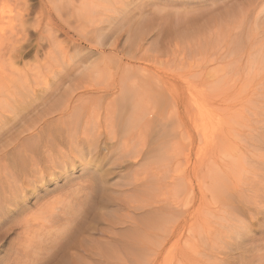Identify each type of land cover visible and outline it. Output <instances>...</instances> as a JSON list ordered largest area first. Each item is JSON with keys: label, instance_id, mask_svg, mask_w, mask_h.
Listing matches in <instances>:
<instances>
[{"label": "rangeland", "instance_id": "1", "mask_svg": "<svg viewBox=\"0 0 264 264\" xmlns=\"http://www.w3.org/2000/svg\"><path fill=\"white\" fill-rule=\"evenodd\" d=\"M123 3H126L127 5L121 4L120 6V4H118L116 6L118 8H122V10H124L125 6H127V9L129 7L130 10H135V13L133 14H135L136 16L131 14V16H129L130 18L136 17L137 19L140 16L146 17L145 22H148L147 25L150 27L146 26L143 32V36L149 41L148 42L149 45L146 44L145 47L142 49V52H139L137 49H135L137 48L136 43H133L131 45V43L127 42L131 46H129L126 43V38H127L126 35L128 31L127 27L122 29V31L121 30L117 31L114 29L111 30V26H110L109 28L110 30L104 33H106L110 38L118 37L117 43H115L117 47V53L111 52L110 50H112L113 48L110 46L104 47L103 49L106 52V60L103 61L104 63H101L105 65V67L110 68L109 69L110 74L109 73L108 74L111 77L110 76L107 77L108 83L110 84L125 83L124 85H127L128 83L131 84L134 80L136 82H138L139 80L141 86H144L145 88V86H147L146 84L152 83L151 84L152 86L154 84L157 85L159 79L160 81L162 79L164 80L171 79V81L174 84V95L180 94L183 89L184 90L183 92L188 91L186 92V95H189L190 98L193 99V97L194 98L196 97L195 99H193L194 101L196 100V102L199 101L198 103H203L204 101L209 100V98L215 96V95L212 96L210 90V88H213L212 86L209 88L207 87L206 89L203 87H198L199 85L201 86V84H199L200 83L199 81L198 82L196 81L195 82L196 84L194 83L192 86L193 88H191L175 82L176 81L175 78L177 77L178 74L183 72L184 73L188 72L190 71L189 70L190 68L192 69V67L194 68L193 72L194 71L198 72L203 68L204 64L206 63L207 61L206 58H204L206 60L205 61L200 54L202 50L201 51L197 50L198 52L195 51L196 53H194L192 50L195 48L197 49L198 47H195L193 49L190 48L192 45H194L193 40H196L195 37L202 36L200 35V32L201 33L203 32L202 34L204 33L215 34L217 33V31L224 32V36L225 37L227 36V39L230 42V44L229 42L225 43V41H227L226 39L223 41L224 44H222V43H216V41L211 40L212 44L210 45L212 46V48H214L213 47L214 45L216 49L219 48V46H221L222 49L221 48L219 49L220 51L218 52L219 56L218 55L217 56L218 58L220 57V59L222 57L221 60H223V63H221L222 61L220 62L219 60L217 61L218 58H216V61L215 60L213 61L214 58L212 59L210 58V61H212L213 64L209 61L208 65H205L204 66L205 68H203V69L206 68L207 69L206 70L202 69L203 71L201 70L199 73L204 74V72L206 71V73L211 75L212 78H210V80H212V83H215L216 78L218 79V77L220 76L221 77L224 76L225 78L228 79L229 78L235 79L236 76H234L233 74L235 73L236 69L242 64L245 65L246 61L249 59L248 57H250L251 54L253 53V50L250 51L249 49L254 48V51L255 49L256 50L259 49L261 52H264V48L262 47L264 44V39H263L264 10H262L264 5V0H130V1L124 0ZM141 3H143V5L140 6ZM89 4L90 3L88 4L84 3L83 0H0V39H1L0 91L2 90L0 92V117L3 116V119L5 117H8V119L9 118L12 119L14 118L13 116H15L14 120L12 121L10 120L11 123L8 124L6 127L3 125V121L0 120V126H1L0 128H2L0 130L1 132L0 146H5V145L7 146L9 142L11 141L14 142L3 151L0 148V202H3L5 205L9 206V210L4 214V217L0 218V264H121L117 262L119 260L112 259L113 260L112 261L111 259L110 260L106 259V256L105 258L103 257V254L109 251L108 248L115 247V245L116 247L118 246L119 248H121V252H123V250L124 251L126 250L125 252H128L129 250L131 251L133 246L137 247L135 243L131 242V240L129 241V238L132 233L130 232L131 234L130 233L124 234V232L122 231L123 229L121 230L120 228H124L127 225L131 226V224L133 225V227L136 226L134 228L141 227L142 224L144 225V227H146L148 222L149 225L151 221L154 220V218L156 219V217L154 216L155 212H156L155 214H159L162 212L164 213V211H165V215L169 214L168 215L169 218H167L166 220L169 221L170 225L172 224V222L174 223V226H172L173 224L171 225V228L173 227L174 230V235L172 233H171L172 235L171 234L168 235V236L171 235V237L174 236L172 237V239L173 238L174 239L172 240L171 237L168 236L166 237L168 240L170 239L168 243L165 244L166 247H168V249L167 248L164 249L162 251V254L164 253L165 250L171 249L172 251L171 250H169V252L165 251L167 258L166 255L164 254L161 255L162 259L160 257L159 258L160 262L158 261L157 264H161V263L197 264L196 262H198V264H207V263L208 264H242L243 263L242 261L247 262L244 264H249L248 261H250V264L264 263V215L254 214L255 212L254 213L248 212L247 208L244 207L245 205L241 206L242 204H239V201L237 199L233 200L232 198H230L231 196L229 198L234 202L231 201L230 199L227 200L225 196H221V194L223 195L224 191L221 188L223 187V185L221 184L222 186H220V181H219L220 179H218L219 183L217 185L215 184L217 183L216 182L217 178H213V176L209 177V175H214V177H218V176L221 177L223 175L222 177H224V174L218 172V170L216 172L214 170L211 174H207L205 177L203 171L201 170L202 167L200 168V166H198L199 171L200 172L202 171L203 173L201 175V173L198 172L197 166L196 168H193V171L194 170L195 171L192 172L191 171L192 167L185 166L188 170L190 169L189 171L187 169L185 170V168L182 169L184 165L179 164L176 161L178 160L177 158L180 155L178 151L182 152L180 147L182 145L183 139L180 136L181 129L179 127L180 125L178 124L179 122L177 123L178 116L176 115L177 110L175 108H174V110H176L175 116L177 117L175 118L174 116L173 144L170 139L173 137V135H171L172 128L171 126L167 125L170 123L169 120L167 119L168 118L167 114L169 115L170 111L169 109H166L167 107L164 104H163L164 107H162V105L157 106V108L161 109L160 111L159 109H157V113L159 112L157 115L158 117H156V119L159 120L158 123L157 121H155L156 119L154 120L152 119V122L154 121L155 125L151 124L150 127L147 126L148 129L149 128L151 129L149 130L147 129L148 131L143 133L142 137L137 138L136 135L132 134V132L136 131V129L133 130L132 132H126L128 136H124L123 133L119 132L120 127L118 128V122L120 120L117 119L115 121L114 120L108 121L106 120L105 117L106 114L105 108H107L108 111V108L112 107L108 105L112 104L111 97L114 98V96L109 95L108 98L106 97L102 99V101L101 100L96 101L97 95L100 96V94H97L96 92L93 91L95 90L96 86L98 87L96 88V90L102 89L99 88V86L96 84H95L96 86L94 85L95 87L91 85L94 89L91 88L90 85L86 86L89 87L88 88L89 92L87 91V88L80 89L79 91H77L79 93L70 90L73 89L75 86H77L79 79L78 77H80V75H78L80 74V71L79 69H77L78 68L77 66L80 65L79 67H81V63H78L81 62L80 59L81 56H79V53H81V55H84V53L87 52L86 50L87 48L92 49V47L94 46H91L90 44L92 42L91 40L97 39L98 34L103 33L100 31L96 32V27L93 25V21L101 19L107 15V13L106 15L103 14L104 13L103 8H106V4H104L105 6L104 5L102 6V4H98V3L97 4L95 3L93 5L91 3L92 6ZM192 5L193 8H191ZM127 9L125 7V12ZM159 10L162 11L159 12ZM192 10L193 13H191ZM194 11H196L195 14ZM141 13L142 15H140ZM145 13L147 14V16ZM185 13L186 15H189L188 18H191L192 16L193 20L196 22L192 25L188 24V26L187 24L176 25L175 23L176 20L174 21V19H176V14L178 17L180 15H185ZM109 14L110 13H108V15ZM168 14L169 16L172 15L171 17H173L171 18V20L173 19L172 22H170L172 23V27L169 26L170 24L169 21L167 23L166 19L164 18ZM195 15L198 17L197 19ZM161 18L165 19L166 22H164ZM221 21L223 27L222 24H220L221 25V26L219 25L220 30H218L217 29L218 24L221 23ZM229 24L232 25L227 26ZM204 25H206L207 28ZM92 26H94L95 29ZM212 26L215 28H213ZM224 27H231L233 28V30L231 28H229L228 30L225 28L226 30L223 29V31H221L222 28ZM96 33L98 34L95 35ZM225 33L233 35V37H229L230 35L229 36L227 34L225 35ZM237 33L239 37L237 35L234 38V36ZM192 37L194 39H192ZM218 39L220 42V38ZM233 40L236 42V44ZM184 43L186 44L184 45ZM190 43H192V45H190ZM198 43L199 42H196L195 44ZM240 43L241 46L237 45ZM207 44H204L203 46H207V47L210 46L209 44L208 45ZM236 45L240 47H236ZM95 47L98 48V46ZM227 47H232V48L226 49ZM235 47L237 48L236 54L234 53ZM259 47H262L263 49ZM131 49L136 51L134 55L135 57L138 55L136 58L133 57L134 58L133 61H130L129 55L127 53L128 51L130 52ZM231 49H233L232 50V52L234 53L233 57H232V52H230ZM134 51H132L133 54ZM226 51L229 54V56L231 55V58L229 57L230 59L229 58L225 59L226 58L225 56L228 55L227 53H225ZM123 52L124 54L126 53L125 56L123 55ZM186 52H188L189 56L185 54ZM198 53L200 54V56L198 55ZM192 54L194 55V57L196 56L194 59L193 56H191ZM95 57L96 59L98 58V56ZM196 58H199L197 63L196 61H194L196 60ZM200 58H202L203 60L202 59L200 60ZM188 59H189V63H188ZM190 60L193 62H191ZM201 61H205V62H202L203 64L201 65L200 63ZM130 62H133V64L131 65V68H129L128 70L127 64H129ZM214 62L217 63L215 64ZM190 65L192 67H190ZM195 65L196 67L198 66L197 69L196 67H194ZM144 67H149L150 69H152V73L148 74V76L147 73L145 74L142 73L140 69ZM198 68L200 70H198ZM217 72L219 73V75ZM199 73L197 74L199 75ZM230 74L233 76H230ZM106 76H104L105 79ZM132 77L134 78L133 80ZM128 78H130L131 81ZM145 78L148 80L147 82ZM74 80L75 82L77 81L76 82L77 84L74 82ZM69 82L72 83L73 88L70 87L71 85ZM136 82L133 83L136 84ZM141 82L142 83L146 82V84L144 83L143 85ZM97 84H100V82H98ZM100 85H101L100 87H102L104 84L103 85L100 84ZM152 90L155 89L153 88ZM216 90L217 88L215 89V91ZM67 91H70L71 95L73 93L74 96L78 94L81 95L79 97V100H75L74 102L77 105H79L81 101H84V103L81 102L82 105L81 104L79 105L80 108L82 106V110H84L80 113L81 117L83 116L82 120L83 121L86 120V117L90 116V114L93 113H95V115L98 114L97 116L100 117H97L98 120L95 121V123H99L98 127L100 128L96 127L97 130H95L94 127L92 129L93 125H91L90 126L91 132L97 135L96 136L94 135L92 137L91 134L86 137L83 134V130L82 132L79 131V129L81 130L85 128V126L82 125V123L84 124L85 122L84 121L80 124V128H77V130L74 132L76 133L75 135L77 136L79 134V137L76 136V138H74V140L76 139L75 141L73 140L72 142H69L70 141L69 139L67 140L66 138L57 136L56 144L53 143V145H47L48 144L47 142L49 140L48 137L53 131L52 124L55 123L53 124V126L55 125L57 126L58 123V126H60L59 121H57V119L60 117V112L58 114V111L59 110L61 111V109L59 108V104L64 102L66 98L70 99L71 97L70 92H68L69 95L68 93L66 95ZM86 91L89 93L87 96L83 95L84 93H86ZM204 91L206 93H204ZM212 91H214V88L212 89ZM190 92L193 93L191 94ZM214 92L213 94H216ZM65 95L66 98L63 99L62 101L61 99ZM165 95L166 97L169 96L167 92L165 93ZM83 96H86L85 99L82 98ZM260 99L261 98H259V100ZM94 100L96 101V103ZM262 101L264 104V98H262ZM55 104H57V108H59L58 110L57 108H55L57 112L53 109L55 107ZM239 107L240 106L235 107V109H238V111H236L237 113H235L237 115L234 116V118L236 119L240 118L242 115L240 113L241 114L239 115L240 117L238 116L239 109L241 108ZM61 108L62 110L64 109L62 106ZM77 108L78 107H76L75 109ZM11 109L17 110V114L20 115L19 116L17 115L18 116L17 117L16 113L12 112L13 110ZM70 111L72 112V109ZM88 112L90 113L86 115V113ZM216 112L218 111H215L214 113ZM40 116H44V117L46 116V118L43 117L44 119H42V117ZM37 119L38 121L40 120V122L37 121V123H39L40 125L34 122V120L36 121ZM213 119H215V121H213V124H211L210 126H212L214 130H218L216 128H220L224 125L222 124L223 120H224L223 123L225 122L226 124L227 122L226 118H224L223 120L222 119L219 120L217 118H213ZM236 119L233 120L232 118L233 121H231V123H233L234 121L236 122ZM32 122L36 124V128L38 129L37 133L39 134L37 136L39 137V140L37 141L42 143L44 142L43 145L47 141L45 144L46 146L45 148H41L38 152L33 154L35 159H37L36 161L38 164L35 172L31 171V168H26L27 170H23V169L21 170L16 163L18 161V158L17 157L15 158V155L17 156V154L12 155V152L11 154L9 153L15 146L19 145L23 141L21 136L18 138L17 141H13L12 139L13 136H15L14 134H16L19 130H21L23 125L25 124L30 125V123L33 124ZM46 123L48 127L46 126ZM156 123L157 125L159 124L158 127L163 130L158 129ZM48 124H51V126L49 127ZM105 124L106 125L109 124V127L106 126ZM164 125L167 126L170 130L167 127H164ZM206 126L209 125L206 124ZM137 129L138 130L136 133L141 132L139 128ZM157 129H158V134H157ZM110 130L112 133L116 135L114 134L109 135ZM168 134H170L171 137L166 138L165 136ZM111 136L112 137L116 136V138L114 137L112 140ZM159 136L161 137L164 136L162 137L163 139L161 138L162 141L165 138L166 139L164 142L159 141L158 145L161 142L163 149L165 146L166 147L168 146L167 147L168 149L166 148L165 151L161 150L160 153L158 154L155 153L156 143H154V140L157 137L159 138ZM93 138L96 139L95 141L96 145L94 146V148L93 146H89L88 144L84 143L87 142L88 139H93ZM117 138L120 139L125 138V140H123L124 141L123 143L127 144V146H130L129 149H131L132 147L131 139L133 138L134 140H137V142L139 141L142 143L138 144L139 148L137 147L138 149H135L136 152H133V154H130L126 157L125 156L123 157L121 152L114 150L116 148L115 140L117 141L118 140ZM143 138H145L146 140ZM63 139L64 142L65 140L67 141V143L65 142L66 144L62 143ZM142 139L143 141H141ZM167 141H170L168 142L169 144L167 143ZM165 143H167V145ZM207 143L206 144H204L203 142L199 143L198 140L197 143L195 144V148L206 149L207 147L210 148V146H214L213 142L212 143L207 142ZM71 144L78 146V150L75 151L72 148ZM86 145H88L87 147L89 148L85 147ZM79 147L82 148V151ZM171 147L172 149H170ZM86 148L88 149V151L86 150L87 151L86 155H84L83 151H85ZM77 151L78 152L80 151L79 153H83L84 157L83 156L81 157L82 154L80 156L76 155ZM61 153H63L64 155H62ZM227 153H229V151ZM120 155L122 156L121 157L122 159L118 160ZM173 158L175 159L174 161L172 160ZM180 158H182V156ZM170 161L171 163L172 162L173 163L171 164ZM84 164H88V165H84ZM140 165L142 167H140ZM179 165H181L182 167H180ZM99 168L101 169L99 170ZM179 168H181V170ZM6 170L10 171L13 174V176L7 175L8 178H6L5 176L8 173ZM37 171H39L41 174ZM93 173H95L96 175L98 174L100 176L98 177L97 175V177L95 178H101V177L106 178L103 182V185L105 186L100 185L96 189V186L98 185H96L97 184L96 181L94 180V178H92L94 177ZM192 173L194 178L196 177L195 179L193 178L191 179ZM199 173L202 176L201 177L202 180L204 179L207 181L204 182V180L202 181L201 179H199L200 178ZM1 175L3 176L5 175L4 178ZM151 175L156 181L151 177ZM188 176H190L188 179H190L191 185L188 180L187 181L185 180L187 179L185 177ZM211 178L215 180H212ZM208 179H210L212 183L211 186H208L211 184ZM4 180L5 181L9 180V182L10 181L12 182L13 180V182L16 181L17 183L12 182L14 186L13 188L12 186L9 187L12 183L11 184L9 182L6 183ZM30 181L33 182L30 183L31 185L29 184ZM130 181H132L131 182L132 185ZM197 181L201 183L203 187L200 184H197L196 183ZM18 184L20 188L25 184L24 186L25 188L22 187L24 191L23 190L18 191L19 188V186H17ZM123 185L126 186L124 187ZM199 185L200 188L202 187L203 190L199 188ZM15 186L18 187L16 188L17 190L15 189ZM118 186L119 188H117ZM191 187L193 188L192 190L190 189ZM209 187H211L213 190L215 189V187H218L217 190L220 191L218 193L220 196L217 194L214 197H212L215 193V190L214 192H211L212 189ZM219 187L222 190H219L220 189ZM137 188L138 189L140 188L139 192ZM194 188L196 189V191H194L195 190ZM208 188L209 190H211L210 192L209 190L207 191ZM5 190L8 191L6 192ZM190 191H193V194L189 193ZM227 193L228 195L226 196L231 195L230 192ZM5 194L8 197L5 196ZM194 196H196L195 198L196 200H194ZM216 196L217 198L219 197H223V198H219L218 201V199L215 198ZM6 197L8 198V201L11 199L13 201L8 202L6 200L7 199ZM140 197L142 198V200L144 199L143 200L144 202L141 203L139 201L141 199ZM134 199H136V201ZM203 199L204 200L206 199L207 201L205 200L204 202ZM68 201L71 202L70 204L72 206L71 205L69 206ZM81 201H83L82 202L83 207L80 206L81 209L80 211V209H78L79 207L78 204L81 205ZM171 201L174 203H172ZM188 201L189 203L187 204ZM183 202L185 203V206L181 207L184 204ZM63 203H65V205L62 206ZM134 203L136 205H134ZM215 205L217 206L215 207ZM250 206L251 205H249V207ZM229 207H232L233 209H237V211L233 209H229V211L230 210H232L230 212L234 211L233 215L236 216L238 214L236 217L240 219L242 218L243 221L247 222V224L249 225L248 231L250 232L249 233L250 236L248 237L249 239H247L248 240L247 242L249 244L247 243L248 245L245 248H252V249L250 250V252L247 253L245 251H241V253L243 252L242 255L244 257L240 256L239 253H237L238 254L237 255L235 254L234 251L228 249V244L229 242H231L228 239L222 240L219 238L220 240L217 241L218 240V237H216L217 231H215L217 229H212L214 227L208 225L211 223L213 226L214 225L216 226V224L219 222L218 220H215L217 219L218 212L220 211L218 215H221V212L226 210V208L228 209ZM57 208L59 210L55 211ZM62 208H64L65 210ZM222 208L225 209L223 210ZM53 211H54V215H51L52 216L51 217L50 213H52ZM75 212H77L76 213L77 215H75ZM170 214L174 216L170 217ZM158 216H160V214ZM161 216L158 217L160 218V222H161ZM125 217H126L125 221H127V219H129V221L136 220L135 221L136 223L130 222L127 225L126 224L119 225L118 224L119 221L124 220ZM162 220H164V218ZM129 221L125 223H128ZM202 221L208 222V224L206 223L208 227L205 226L208 229H205L204 225H202ZM163 222L164 221H162L161 223L162 224L161 227H163L167 233L170 227L169 226H168L169 228L167 227L168 225L167 222H165L164 224ZM199 223H201V225ZM198 224L200 226H198ZM191 226H194L195 228L194 227L191 228ZM196 227L198 228L201 227L200 229L203 228L205 229V231L203 230V232L200 233L199 232L200 230H198ZM206 230L211 231V233L210 232L208 233V231ZM155 232L159 233V230ZM190 234L192 237L190 236ZM161 235H159L158 238L165 236V234H161ZM108 238L110 239L111 242L116 241L117 243L115 242L116 244L112 246L108 245L109 244ZM201 239L203 242L201 241ZM207 239H209L210 241ZM211 240L214 241V243ZM151 242L152 241L149 242L148 240V243H146L147 246L145 245L148 251L145 246H141V249L140 247L138 248L140 250L134 248L135 250L136 249L137 250L136 252H133L138 254V252L139 251L142 252L141 250L145 247L143 249V251L145 250L144 255L148 257L145 256L143 257L142 256L143 254L141 253H139L141 255V257L139 258L136 256L133 257L134 255L131 257L130 255L126 257L127 255L124 254V257L122 258L128 259L124 263L156 264L155 262H152L153 261L152 255L154 253V248L156 247H154L153 245L154 243L152 244ZM154 242H156V240ZM148 244L153 246L154 248L152 247L150 248ZM127 246L131 248L129 249V247ZM170 246L172 247L170 248ZM148 252H151V254ZM150 256H152V258ZM202 256L206 258H202ZM149 257L150 259H152V261L149 260ZM155 257L157 258V256ZM257 259L262 262L257 263L258 261ZM122 260L124 261V259Z\"/></svg>", "mask_w": 264, "mask_h": 264}, {"label": "bare ground", "instance_id": "2", "mask_svg": "<svg viewBox=\"0 0 264 264\" xmlns=\"http://www.w3.org/2000/svg\"><path fill=\"white\" fill-rule=\"evenodd\" d=\"M123 1L124 0H83V2L84 3H86V4H88V3H90L89 5H91V3H92V5L93 4H102V6L104 5V4H106V8H103V11H104V13L103 14H105L106 15V13H107V15L105 16V17H103V18H101V19H98V20H95V21H93V25L96 27V32H103V33H100V34H98V33H96L95 35H97L98 34V38L97 39H93V40H91L92 42L90 43L91 44V46H94V47H92V49H90V48H87L86 50H87V52H85L84 53V55H81V53H79V56H81L80 57V59H81V62H78V63H81V67H79V66H77L78 68L77 69H79V71H80V74H78V75H80V77H78V76H76V77H78L79 79H78V84L75 82V80H74V82L77 84V86H75L74 84V88L72 87V83H70V87H72L73 89H70V90H73L74 92L76 91V93H79V92H77V91H79L80 89H83V88H87V91L89 92V87H86L87 85H90V87L91 88H93L91 85H98L99 86V88H102V89H97L96 90V88H98L96 85V88H95V90L93 91V92H96L97 94H100V96H98L96 93V95H97V99H96V101H99V100H101L102 101V99H104V98H108L109 97V95L110 96H114V98L113 97H111L112 99H111V102H112V104H110V105H108V106H112L111 108L109 107L108 108V111H107V108H105L106 109V114H105V117H106V120H108V121H112V120H117V119H119L120 121L118 122V128L120 127V130H119V132H121V133H123V135L124 136H128V134L126 133V132H132L133 130H135L136 129V131H134V132H132V134H134V135H136L137 136V138H140V137H142L143 136V133H145L146 131H148L149 129H151V128H147V126H149L150 127V125L151 124H154L155 122L153 121L152 122V119L154 120V119H156V117H158L157 115H158V113H157V109H159V108H157V106H159V105H162V107H164V105L167 107L166 109H169V115L167 114V116H168V120H169V124H167V125H169V126H171V128H172V133H171V135H173V137L172 138H170L171 139V142H172V144L174 143V116H175V113H176V110H177V116H175V118L177 117L178 118V121H177V123L180 125L179 127H180V129H181V131H180V136L182 137V139H183V141H182V145H181V147H180V149H181V151L182 152H180V151H178V153L181 155V153H182V158H180L181 156L179 155V157L177 158L178 160H176L179 164H182V165H184V167H182L181 165H179L180 167H182V169H184L185 168V170L187 169L185 166H187V167H192V172H194L193 171V168H196V166H197V169L199 168L198 166H200V168H201V170L203 171V173H204V175H205V177H206V175L207 174H211L214 170H215V172L218 170V172H221L222 174H224V177H220V176H218V177H214V175H209V177L210 176H213V178H217V180H216V182L217 183H215V184H217L218 185V183H219V181H220V186H222L223 185V187H221L222 189H223V191L225 192V194H224V192H223V195L221 194V196H225L226 197V199L228 200V199H230V198H232L233 200L234 199H237L238 201H239V204H242L241 206H243V205H245L244 207H246L247 208V210H248V212H250V213H254V214H258V215H264V104H263V101H262V98H264V52H261L259 49L258 50H256L255 49V51H254V48H251V49H249L250 51H252L253 50V53L251 54V56L250 57H248L249 59L246 61V64L245 65H240L237 69H236V71H235V73L233 74L234 76H236V78L234 79H232V78H225L223 75V77H218V79L216 78V82L215 83H212V80H210V78H212L211 77V75H209L208 73H206V71L204 72V74H202V73H199L203 68H205L204 66L205 65H208V63H209V61H210V58L212 59V58H214L213 59V61L215 60L216 61V58H218V56H219V54H218V52H220L219 51V49L221 48V46H219V48H217L216 49V47H215V45L213 46L214 48H212V46L210 45V44H212L211 43V40H214V41H216V43H222V44H224V40H226L227 39V36L225 37L224 36V32H218L217 31V33L219 34H217V33H215L216 32V30H215V34H209V33H204V34H202L201 32H200V35H202L201 37L199 36V37H195L196 38V40H193V42H194V45H192V43H190V45H192L190 48L191 49H193V48H195V47H198L196 50L195 49H193L192 51L194 52V53H196V52H198L197 50H202L201 52H200V54H201V56H202V58L204 59V58H206V60L208 61H206L205 59V61H206V63L204 64V66H203V68L200 70L199 68H198V70H200V71H198V72H196V71H194L193 72V70H194V68L190 65V67H192V69L190 68L189 70L190 71H188V72H183V73H180V74H178L177 75V77L175 78V82H177L178 84H183V85H185L186 87H191V88H193L192 86H193V84L197 81H199L200 83L199 84H201V86L199 85L198 87H203V88H209V87H213L214 88V91H215V89L217 88V90L214 92V91H212V89L213 88H210V90H211V93H212V96L213 95H215V96H213L212 98H209V100H207V101H204L203 103H198L199 101H197L196 102V100L194 101L193 99H195L194 97H193V99L192 98H190V96L189 95H186V92H188V91H186V92H183L184 90L182 89V91H181V93L180 94H178V95H174V84H173V82L171 81V79H167V80H164V79H162L161 81H160V79L158 80L159 82V84L157 83V85H151L152 83H150V84H146V82L148 81L146 78H145V80H146V82H141L143 85H144V83L147 85V86H145V88H144V86H141V84H140V82H139V80H138V82H139V84H138V82H136L135 80L133 81L134 83L136 82V84H134L133 82V84L131 83V84H127V85H124L125 83H118V84H116V83H112V84H110V83H108V78L107 77H109L110 75V68H107V67H105V65H103V64H101V63H104L103 61L104 60H106V52L104 51V47H107V46H110V47H112L113 49L112 50H110L111 52H116L117 53V47H116V44L115 43H117V38L118 37H114V38H110L106 33H104V32H107L108 30H110L109 28H110V26H111V30H121L122 31V29H124L125 27H127L128 28V31H127V38H126V43L128 42V43H131V45L133 44V43H136L137 44V48H135V49H137L139 52H142V49L145 47V45L146 44H148L149 45V41L143 36V32H144V30H145V28H146V26H148L147 24H148V22H145L146 20H145V18L146 17H141L140 15H142V13L140 14V15H138V16H140L139 18H137L136 19V17L135 18H130L129 16H131V14L132 15H135V14H133V13H135V10H130V8L128 7V9H127V6H125L126 7V12H125V7H124V10H122V8H118L116 5H118V4H120V6H121V4H125V5H127L126 3H123ZM130 1V0H129ZM69 2V1H68ZM70 4V3H69ZM83 5V4H82ZM91 5V6H92ZM141 5H143V3H141L140 4V6ZM105 6V5H104ZM116 6V7H115ZM139 6V5H138ZM139 6V7H140ZM136 8V7H135ZM159 8V7H158ZM191 8H193V5H192V7ZM95 9V8H94ZM195 9V8H194ZM87 10V9H86ZM102 10V9H101ZM100 10V11H101ZM262 10H264V5H263V9ZM102 11V12H103ZM162 11V10H161ZM160 10H159V12H161ZM191 11V10H190ZM188 12V11H187ZM195 12L196 11H194V14H195ZM261 12H263V11H261ZM97 13V12H96ZM108 13H110L109 15H108ZM189 13V12H188ZM191 13H193V10H192V12ZM113 14V15H112ZM130 14V15H129ZM146 14V13H145ZM178 14H180V13H178ZM193 14V15H194ZM97 15V14H96ZM143 15H144V13H143ZM136 16V15H135ZM146 16H147V14H146ZM172 15H170L169 16V14L168 15H166L164 18L166 19V21H167V23H168V21H169V23L170 22H172V20H171V18H173V17H171ZM196 16V15H195ZM199 16V15H198ZM97 17V16H96ZM189 17V15H186V13H185V15H180V16H178L177 17V14H176V19H174V21L176 20V25H180V24H187V26H188V24H190V25H192V24H194L196 21H194L193 20V17L191 16V18H188ZM149 18V17H148ZM148 18H147V21H148ZM198 17L196 16V19H197ZM204 18V17H203ZM162 19V18H161ZM165 19H162L164 22H166L165 21ZM160 20V19H159ZM212 20V19H211ZM90 21H92V20H90ZM150 21V20H149ZM154 21V20H153ZM151 23V22H150ZM232 23V22H231ZM220 24H222V21H221V23H219L218 24V30H220ZM226 24V23H225ZM233 24V23H232ZM232 24H229V25H227V26H230V25H232ZM203 25V24H202ZM220 25V26H219ZM94 26H92V27H94ZM169 26L170 27H172V23H170L169 24ZM206 28H207V26L206 25H204ZM215 26V25H214ZM225 26V25H224ZM95 27H94V29H95ZM148 27H150V26H148ZM182 27V26H181ZM213 27V26H212ZM222 27H223V24H222ZM237 27V26H236ZM213 28H215V27H213ZM229 29V28H231V27H224V28H222V30L221 31H223V29ZM92 29V28H91ZM225 29V30H226ZM232 30H233V28H231ZM230 29V30H231ZM237 29V28H236ZM127 30V29H126ZM125 30V31H126ZM204 30H205V28H204ZM211 30H213V29H211ZM90 33V32H89ZM95 33V32H94ZM212 33V32H211ZM230 33V32H229ZM232 33V32H231ZM234 33H235V31H234ZM113 34H115V33H113ZM209 34V35H208ZM227 33H225V35H226ZM233 34V33H232ZM112 35V34H111ZM204 35V36H203ZM228 36L230 35V34H227ZM238 35V33L234 36V38L236 37ZM115 36V35H114ZM113 37V36H112ZM187 37H189V36H187ZM186 37V38H187ZM213 37H214V39H213ZM229 37H233V35H230ZM238 37H239V35H238ZM190 38H191V36H190ZM218 38H220V42H219V39ZM192 39H194L193 37H192ZM264 39V38H263ZM262 39V40H263ZM190 40V39H189ZM243 40V39H242ZM241 40V41H242ZM261 40V41H262ZM0 41H1V39H0ZM184 41V40H183ZM188 41V40H187ZM191 41V40H190ZM234 41V40H233ZM152 42V41H151ZM154 42V41H153ZM192 42V41H191ZM196 42H199L198 44H195ZM229 41H228V39H227V41H225V43H228ZM235 42V41H234ZM239 42V41H238ZM127 43V44H128ZM209 44L210 46H203L204 44ZM215 43V42H214ZM154 44V43H153ZM156 44V43H155ZM186 43H184V45H185ZM189 44V43H188ZM207 44V45H208ZM229 44H230V42H229ZM235 44H236V42H235ZM129 46H131L130 44H128ZM219 45V44H218ZM237 45H240L241 46V43L240 44H237ZM236 45V47H240V46H237ZM95 46H98V48H96ZM223 46H225V45H223ZM124 47V46H123ZM235 47V54H236V48ZM263 48H264V44H263V46H262ZM262 47H259V48H262ZM224 48V47H223ZM229 48H232V47H227L226 49H229ZM262 48V49H263ZM222 49V48H221ZM225 49V48H224ZM239 49V48H238ZM83 50V49H82ZM232 50L233 49H231V51L230 52H232ZM132 51H134V50H132L131 49V51L129 52H127L128 53V55H129V59H130V61H133L134 60V58H136L134 55H135V52L136 51H134V54H133V52ZM148 51V50H147ZM196 51V52H195ZM249 51V52H250ZM132 52V53H131ZM222 52H224V51H222ZM229 52V53H230ZM77 53V52H76ZM148 53V52H147ZM225 53H227V51L225 52ZM234 53L232 52V57H233V55H234ZM133 54V55H132ZM185 54H187V56H189L188 55V52H186ZM190 54V53H189ZM200 54L198 53V55L200 56ZM222 54V53H221ZM228 54V53H227ZM123 55L125 56L126 55V53L124 54V52H123ZM165 55V54H164ZM197 55V54H196ZM218 55V56H217ZM224 55V54H223ZM246 55V54H245ZM256 55V56H255ZM77 56H78V54H77ZM95 56H98V58L96 59V57ZM181 56V55H180ZM191 56H193V59L196 57H194V55L192 54ZM191 56H190V58H191ZM198 56V57H199ZM228 56V57H227ZM108 57V56H107ZM128 57V56H127ZM134 57V58H133ZM149 57V56H148ZM182 57V56H181ZM226 58L225 59H227V58H231V55L229 56V54L228 55H226L225 56ZM139 58V57H138ZM137 58V59H138ZM157 58H158V56H157ZM184 58V57H183ZM182 58V59H183ZM188 58V57H187ZM189 58V59H190ZM202 58H200V60L202 59ZM223 58H224V56H223ZM229 58V59H230ZM144 59H145V57H144ZM147 59V58H146ZM189 59H188V63H189ZM192 59V60H193ZM198 59L199 58H196V60H194V61H196V63H197V61H198ZM202 59V60H203ZM221 59H222V57H221ZM220 59V57L217 59V61L219 60V62L220 61H222L221 63H223V60H221ZM228 59V60H229ZM236 59V58H235ZM240 59V58H239ZM242 59V58H241ZM186 60V59H185ZM238 60V59H237ZM79 61V60H78ZM100 61V62H99ZM191 61V60H190ZM205 61H201L200 63H201V65L203 64L202 62H205ZM232 61H234V60H232ZM231 61V62H232ZM236 61V60H235ZM239 61V60H238ZM75 62V61H74ZM191 62H193V61H191ZM212 64H213V62L212 61H210ZM218 62V63H219ZM237 62V61H236ZM241 62V61H240ZM244 62H245V60H244ZM187 63V62H186ZM195 63V62H194ZM215 64L217 63V62H214ZM230 63V62H229ZM133 64V62H130L129 64H127L128 65V70H129V68H131V65ZM193 64V63H192ZM235 64H237V63H235ZM70 65V64H69ZM69 65H67V66H69ZM126 65V66H127ZM181 65H182V63H181ZM198 65H200V64H198ZM126 66H124V67H126ZM130 66V67H129ZM222 66V65H221ZM194 67H196V65L194 66ZM198 67V66H197ZM197 67H196V69H197ZM199 67H201V66H199ZM207 67V66H206ZM231 67V66H230ZM76 68V67H75ZM133 68V67H132ZM209 68V67H208ZM232 68V67H231ZM207 69V68H206ZM206 69H203V70H206ZM230 69V68H229ZM124 70H125V68H124ZM141 71H142V73H147V76H148V74H151L152 73V69H150L149 67H144V68H141L140 69ZM192 70V71H191ZM202 70V71H203ZM226 70V69H225ZM235 70V69H234ZM79 71H78V73H79ZM127 71V70H126ZM132 71V70H131ZM183 71H185V70H183ZM220 71V70H219ZM107 73V74H106ZM109 73V74H108ZM197 73H199V75L197 74ZM218 73V72H217ZM232 73V72H231ZM107 75V76H106ZM169 75V74H168ZM172 75V74H171ZM209 75V76H208ZM218 75H219V73H218ZM233 75H231L230 74V76H233ZM104 76H106V79L104 78ZM134 76V75H133ZM154 76V75H153ZM176 76V75H175ZM226 76V75H225ZM229 76V75H228ZM111 77V76H110ZM213 77H214V75H213ZM127 78V77H126ZM131 78V77H130ZM130 78H128V79H130ZM219 78H222V79H224V80H222V79H219ZM104 79H105V81H104ZM111 79V78H110ZM134 78L132 77V80H133ZM143 79V78H142ZM141 79V80H142ZM173 79V78H172ZM127 80V79H126ZM125 80V81H126ZM140 80V81H141ZM150 80H152V79H150ZM220 80H222V81H220ZM111 81V80H110ZM130 81H131V79H130ZM98 82H100V84H104L102 87H100L101 85L100 84H97ZM104 82V83H103ZM152 82V81H151ZM153 82H154V80H153ZM8 83V82H7ZM149 83V82H148ZM15 84V83H14ZM196 84V83H195ZM198 84V83H197ZM219 84V85H218ZM6 85V84H5ZM22 86V85H21ZM52 86V85H51ZM94 86V87H95ZM151 86V87H150ZM155 86V87H154ZM197 86V85H196ZM258 86V87H257ZM181 87V86H180ZM182 87H184V86H182ZM68 88V87H67ZM155 89L156 90V88H157V90L155 91V90H152V89ZM190 88V89H191ZM196 88V87H195ZM50 89V88H49ZM85 89H84V91H85ZM94 89V88H93ZM93 89H90V90H93ZM162 89V90H161ZM198 89V88H197ZM48 90V89H47ZM164 90V91H163ZM2 91V90H1ZM0 91V92H1ZM83 91V92H84ZM86 91V93H84L83 95H88L89 93ZM115 91H117V92H115ZM148 91V92H147ZM154 91H155V93H154ZM167 92V94L169 95V96H167L166 97V95H165V93ZM190 91H192V90H190ZM200 91H202V90H200ZM68 92H70V91H67L66 92V95H67V93ZM92 92V93H93ZM99 92H101V93H99ZM109 92H111V93H109ZM183 92V93H182ZM198 92V91H197ZM206 92H207V90H206ZM205 91H204V93H206ZM213 92L214 93H216V94H213ZM191 94L193 93V92H190ZM64 94V93H63ZM75 94V93H74ZM102 94V95H101ZM7 95V94H6ZM31 95V94H30ZM66 95L61 99L62 101H63V99H65L66 98ZM68 95H69V93H68ZM70 95H71V92H70ZM81 95H73V93H72V95H71V97H70V99L69 98H66L65 99V101L64 102H62V103H60L61 102V100H60V104H59V108L61 109V111L59 110L58 111V114H59V112H60V117L57 119V121H59V125L60 126H58V123H57V121H56V123H57V126L55 125V126H53V124H55V123H53L52 124V129H53V133L51 132V134H50V138L48 137V144L47 145H53V143L54 144H56V142H57V136L59 137V136H61V137H63V138H66L67 140L69 139L70 141L69 142H72L73 140H74V138H76V136L77 135H75L76 133H74L76 130H77V128H80V124L82 123V122H84V124L82 123V125H84L85 126V128L84 129H79V131H81L82 132V130H83V134L87 137V136H89V135H91L92 134V137L95 135V133H93V132H91V125H93L92 126V129H93V127L95 128V130H97V128L96 127H98L99 125V123H95V121H97L98 120V118L97 117H100V116H97V115H95V113H93V114H90V116H85L86 117V120H82L83 119V116L81 117V115H80V113L82 112V111H84V110H82V106H81V108H80V104H81V102H83L84 103V101H81L80 103H79V105H77L74 101L75 100H79V97H80ZM86 96H83L82 98L83 99H85V97ZM11 97V96H10ZM34 97V96H33ZM199 97H200V95H199ZM4 98V97H3ZM13 98V97H12ZM259 98H261L260 100H259ZM86 99H88V98H86ZM47 100V99H46ZM106 100V99H105ZM198 100V99H197ZM95 101V100H94ZM96 101H95V103H96ZM104 101V100H103ZM2 102V101H1ZM110 102V103H111ZM114 102V103H113ZM23 103V102H22ZM57 103V102H56ZM109 103V102H108ZM76 104V105H75ZM164 104V105H163ZM74 105V106H73ZM82 105V104H81ZM61 106L64 108L63 110H62V108H61ZM237 106H240L239 108V114H238V116L239 115H241V117L240 118H238V116H237V118L238 119H236V118H234V116H236L237 114H235V113H237L236 111H238V109H235V107H237ZM5 107H6V105H5ZM4 107V108H5ZM76 107H78L77 109H75ZM55 108H57V104H55V107L53 108L54 110H55ZM59 108H57V110L59 109ZM84 108V107H83ZM174 108L176 109V110H174ZM72 109V112L70 111ZM89 109V108H88ZM162 109H164V108H162ZM235 109V110H234ZM11 110H13V109H11ZM161 109H159V111H160ZM234 112H233V111ZM56 111V110H55ZM164 111V110H163ZM175 111V112H174ZM215 111H218V112H216V113H214ZM12 112H15L16 113V116L18 115L17 114V110H13ZM20 112V111H19ZM57 112V111H56ZM166 112V111H165ZM90 112H88V113H86V115H88ZM241 113V114H240ZM85 114V113H84ZM2 115V114H1ZM20 115V114H19ZM18 115V116H19ZM231 115H233V116H231ZM17 116V117H18ZM230 116V117H229ZM14 118H15V116H13ZM40 117H42V119H44V118H46V116L44 117V116H40ZM39 117V118H40ZM44 117V118H43ZM84 117V118H85ZM233 118V120L234 119H236V122L233 124V123H231V121H233L232 120V118ZM6 118V119H5ZM4 119H3V116L2 117H0V120H2L3 121V125L6 127L8 124H10L11 123V121L12 120H14V118H12V119H8V117H5ZM21 118V117H20ZM213 118H217V119H219V120H223L224 118H226V120H227V122H226V124H225V122L223 123V121H222V124H224L222 127H220V126H218V127H220V128H216V129H218V130H214V128H212V126H210L211 124H213V121H215V119H213ZM41 119V118H40ZM216 119V120H217ZM11 120V121H10ZM52 120V119H51ZM50 120V121H51ZM55 120V119H54ZM10 121V122H9ZM37 121H38V119L35 121L34 120V122H36L37 123ZM43 121V120H42ZM41 121V122H42ZM155 121H157V123H158V121L159 120H155ZM38 122H40V120L38 121ZM46 122V121H45ZM52 122H55V121H52ZM52 122H50V123H52ZM94 122V123H93ZM107 122V121H106ZM117 122V121H116ZM161 122V121H160ZM159 122V123H160ZM220 122V121H219ZM33 123V122H32ZM113 123H115V122H113ZM157 123H156V125H157ZM162 123V122H161ZM37 124H39V123H37ZM96 126H95V125ZM110 124V123H109ZM109 124H105L106 126H108L109 127ZM165 124V125H166ZM206 124L207 125H209V126H206ZM2 125V126H3ZM40 125V124H39ZM49 125V127L51 126V124H48ZM111 125V124H110ZM117 125V124H116ZM155 125V124H154ZM164 125V127H167V126H165ZM46 126H47V123H46ZM62 126V127H61ZM67 128H66V127ZM159 126V124L157 125V127ZM161 126H162V124H161ZM1 127V126H0ZM39 127V126H38ZM48 127V126H47ZM65 127V128H64ZM115 127V126H114ZM156 127V128H157ZM164 127H162V128H164ZM4 128V127H3ZM34 128H36V124L35 123H33V124H31L30 123V125L29 124H25V125H23V127H22V129L21 130H19L16 134H14L15 136H13V141H17L18 140V138L21 136L22 137V142L19 144V145H17V146H15L9 153L11 154V152H12V155H14V154H17V156L15 155V158L17 157L18 158V161L16 162L17 163V166L22 170H27L26 168H31V171H33V172H35L36 171V169H37V166H38V164H37V159H35V157H34V153H36V152H38L41 148H45L46 146H45V144H46V142H45V144L43 145V143L42 142H38L37 140H39V137L37 136L39 133H37V128L36 129H34ZM88 128H90V129H88ZM98 128H100V127H98ZM106 128V127H105ZM137 128H139V130L141 131V132H139V133H136L137 132ZM168 128V127H167ZM2 128H0V130H1ZM34 129V130H33ZM107 129V128H106ZM148 129V130H147ZM158 129H161V128H159L158 127ZM158 129H157V134H158ZM166 129V128H165ZM169 129V128H168ZM179 129V130H180ZM118 130H116V131H118ZM154 130H155V127H154ZM161 130H163V129H161ZM160 130V131H161ZM170 130V129H169ZM159 131V132H160ZM166 131V130H165ZM105 132H106V130H105ZM108 132V131H107ZM110 132V134L109 135H112V134H114V133H112L111 132V130L109 131ZM168 132V131H167ZM171 132V131H170ZM169 132V133H170ZM1 133V132H0ZM72 133H74V134H72ZM79 133V132H78ZM162 133V132H161ZM53 134H54V136H53ZM81 134V133H80ZM125 134H127V135H125ZM167 134V133H166ZM75 135V136H74ZM97 135V134H96ZM95 135V136H96ZM98 135H99V133H98ZM109 135H108V137H109ZM114 135H116V134H114ZM150 135V134H149ZM165 135V134H164ZM101 136V135H100ZM135 136V137H136ZM56 139H55V138ZM77 137H79V134H78V136ZM98 137V136H97ZM112 137V136H111ZM115 138H116V136H114ZM114 137H112L111 139L113 140V138ZM123 137V136H122ZM130 137V136H129ZM162 137H164V136H162ZM161 136H159V138L157 137L155 140H154V143H156V149H155V153H160V151L161 150H163V151H165L166 150V148L168 147H164V149H163V147H162V143L160 142L159 143V145H158V142L159 141H162V138ZM166 138L167 137H171L170 136V134H168V135H166L165 136ZM132 138V137H131ZM130 138V139H131ZM152 138H154V137H152ZM162 138V139H161ZM165 138V139H166ZM60 139V138H59ZM84 139V138H83ZM106 139V138H105ZM118 140L116 141L115 140V151H119V152H121V154H122V156L124 157H126V156H128V155H130V154H133V152H136V150L135 149H138L139 147H138V144H141L142 142H137V140H134V138L133 139H131L132 141V147H131V149H129V147L130 146H127V144H125V143H123L124 141L123 140H125V138H122V139H120V138H117ZM143 139H145V138H143ZM143 139L141 140V141H143ZM165 139L162 141V142H164L165 141ZM46 140H47V138H46ZM76 140V139H75ZM74 140V141H75ZM82 140V139H81ZM86 140V139H85ZM109 140V139H108ZM146 140V139H145ZM199 140V143L200 142H203L204 144H206L207 142H209V143H212L213 142V145L214 146H210V148H206V149H197V148H195V144L197 143V141ZM42 141V140H41ZM96 139L95 138H93V139H88L87 140V142H84L85 144H88L89 146H93V148H94V146L96 145ZM98 141V140H97ZM122 141V142H121ZM65 142L67 143V141L65 140ZM64 142V139H63V144L65 143ZM129 142V141H128ZM168 142H170V141H167V143ZM206 142V143H205ZM14 142H9L8 144H7V146L5 145V146H0V148H1V150L3 151L4 149H6L9 145H11V144H13ZM40 143H42V144H40ZM65 143V144H66ZM153 143V142H152ZM167 143H165L166 145H167ZM4 144V143H3ZM33 144V145H32ZM98 144V143H97ZM169 144V143H168ZM208 144V143H207ZM21 145V146H20ZM72 145V148L76 151V150H78V146H75L74 144H71ZM88 145H86L85 147H87ZM155 145V144H154ZM201 145V144H200ZM29 146V147H28ZM158 146H159V148H158ZM164 146V145H163ZM138 147V148H137ZM152 147V146H151ZM212 147V148H211ZM47 148H48V146H47ZM69 148V147H68ZM80 148V147H79ZM87 148H89V147H87ZM85 149V151H83L84 152V155H86V152L88 151V149ZM90 148H92V147H90ZM200 148V147H199ZM205 148V147H204ZM58 149V148H57ZM81 149V151H82V148H80ZM79 149V150H80ZM84 149V148H83ZM96 149V148H95ZM168 149V148H167ZM170 149H172V147L170 148ZM87 150V151H86ZM142 150V149H141ZM159 152H158V151ZM114 151V152H115ZM140 151V150H139ZM172 151H174V150H172ZM229 151V153H227ZM80 152V151H79ZM78 151H77V154L76 155H78V156H80L81 154V157L83 156L84 157V155H83V153H79ZM93 152V151H92ZM119 152H118V154H119ZM170 152V151H169ZM29 153V154H28ZM47 153H49V152H47ZM174 153V152H173ZM177 153V154H178ZM227 153V154H226ZM62 155H64L63 153H61ZM88 154V153H87ZM163 154V153H162ZM116 155V154H115ZM172 155H174V154H172ZM175 155H176V153H175ZM224 155V156H223ZM72 156V155H71ZM90 156V155H89ZM117 156V155H116ZM121 155L119 156V158H118V160L119 159H122L121 157H122ZM163 156V155H162ZM167 156V155H166ZM51 157V156H50ZM74 157V156H73ZM118 157V156H117ZM130 157V156H129ZM128 157V158H129ZM47 158V157H46ZM151 158H152V156H151ZM117 159V158H116ZM166 159H167V157H166ZM171 159V158H170ZM52 160V159H51ZM67 160H68V158H67ZM124 160V159H123ZM173 161L175 160L174 158L172 159ZM94 162V161H93ZM154 162V161H153ZM69 163V162H68ZM162 163V162H161ZM166 163V162H165ZM167 163H168V161H167ZM166 163V164H167ZM170 163H171V161H170ZM173 163V162H172ZM171 163V164H172ZM164 164V163H163ZM73 165V164H72ZM84 165H88V164H84ZM113 165H115V164H113ZM170 165V164H169ZM3 166V165H2ZM71 166V165H70ZM69 166V167H70ZM96 166V165H95ZM5 167V166H4ZM73 167V166H72ZM100 167V166H99ZM140 167H142L141 165H140ZM74 168V167H73ZM101 168H102V165H101ZM101 168H99V170L101 169ZM3 169V168H2ZM7 169H8V167H7ZM158 169V168H157ZM161 169V168H160ZM180 170H181V168H179ZM10 170H12V169H10ZM87 170V169H86ZM159 170V169H158ZM177 170V169H176ZM188 170V169H187ZM190 170V169H189ZM188 170V171H189ZM8 173L6 174V178H8V176H13V174L10 172V171H8V170H6ZM40 171V170H39ZM39 171H37V172H39ZM138 171V170H137ZM202 171L200 172L199 171V169H198V172H200L201 173V175L203 174L202 173ZM17 172H18V170H17ZM140 172V171H139ZM174 172V171H173ZM181 172V171H180ZM184 172V171H183ZM198 172H197V174H198ZM32 173V172H31ZM40 173V172H39ZM187 173V172H186ZM189 173V172H188ZM196 173V172H195ZM200 173H199V175H200ZM221 173H220V175H221ZM4 174V173H3ZM41 174V173H40ZM153 174V173H152ZM185 174V173H184ZM183 174V175H184ZM197 174H196V176H197ZM214 174V173H213ZM8 175V176H7ZM98 175V174H97ZM97 175L95 174V173H93V176L94 177H92V178H94V180L96 181V185H98V186H96V189L100 186V185H103V182H104V180L106 179L105 177H101V178H95V177H97ZM158 175V174H157ZM188 175V174H187ZM192 176H193V173L191 174ZM190 175V176H191ZM200 175V178L199 179H201L202 180V176ZM216 175V174H215ZM1 176H3V175H1ZM4 176H3V178H4ZM186 176V175H185ZM190 176H188V177H185V178H187V179H185L186 181L188 180L189 182H190V185H191V181H190V179H188ZM191 176V179L193 178V179H195L194 178V176L192 177ZM15 177H17V176H15ZM98 177H100L99 175H98ZM151 177H152V175H151ZM199 177V176H198ZM38 178V177H37ZM40 178V177H39ZM147 178V177H146ZM153 178V177H152ZM151 178V179H152ZM156 178V177H155ZM28 179V178H27ZM43 179V178H42ZM135 179V178H134ZM150 179V178H149ZM154 179V178H153ZM158 179V178H157ZM212 179V178H211ZM218 179H220L219 181H218ZM129 180H132V179H129ZM140 180V179H139ZM146 180V179H145ZM155 180V179H154ZM198 180V179H197ZM204 180V179H203ZM202 180V181H203ZM209 181H210V179H208ZM212 180H215V179H212ZM5 181V180H4ZM26 181V180H25ZM33 181V180H32ZM89 181V180H88ZM91 181V180H90ZM156 181V180H155ZM155 181H154V183H155ZM196 181V180H195ZM205 181H207V180H204V182ZM208 181V182H209ZM3 182V181H2ZM6 183L7 182H9V180L8 181H5ZM12 182H13V180H12ZM11 181L9 182L10 184L12 183ZM14 182H16V181H14ZM13 182V183H14ZM128 182V181H127ZM132 181H130V183H131ZM193 182V181H192ZM213 182H215V181H213ZM13 183L9 186V187H13L14 188V186H13ZM17 183V182H16ZM30 183H33V182H29V184ZM90 183V182H89ZM94 183V182H93ZM158 183V182H157ZM197 184H200L201 186H202V184L201 183H199L198 181L196 182ZM203 183V182H202ZM210 183H211V181H210ZM194 184V183H193ZM207 184V183H206ZM205 184V185H206ZM222 184V185H221ZM16 185V184H15ZM28 185V184H27ZM31 185V184H30ZM122 185V184H121ZM131 185H132V183H131ZM200 185H199V188H200ZM204 185V184H203ZM208 185V184H207ZM212 185V183L210 184V185H208V186H211ZM217 185H215V186H217ZM17 186H19V184L17 185ZM24 186H25V184H24ZM24 186H22V187H24ZM103 186H105V185H103ZM124 186V185H123ZM126 186V185H125ZM124 186V187H125ZM151 186V185H150ZM172 186V185H171ZM187 186V185H186ZM185 186V187H186ZM7 187V186H6ZM22 187L20 188V186H19V188L18 187H16L15 186V189L16 188H18V191L19 190H23L22 189ZM87 187V186H86ZM121 187V186H120ZM128 187V186H127ZM193 187H195V186H193ZM197 187H198V185H197ZM203 187V186H202ZM202 187L200 188V189H202ZM25 188V187H24ZM117 188H119V186L117 187ZM123 188V187H122ZM150 188V187H149ZM209 188H211V187H209ZM209 188L207 189V191L209 190ZM213 188H214V185H213ZM220 188V187H219ZM219 189V190H222V189ZM12 189V188H11ZM138 189V188H137ZM191 190L193 189L192 187L190 188ZM195 189V188H194ZM200 189H199V191H200ZM212 189V188H211ZM218 189V187H215V193H214V195H213V193H212V197H214L215 195H217L220 191H218L217 190ZM17 190V189H16ZM110 190V189H109ZM121 190V189H120ZM136 190V189H135ZM134 190V191H135ZM156 190V189H155ZM189 190V189H188ZM203 190V189H202ZM201 190V191H202ZM205 190V189H204ZM214 190L212 189V191L211 190H209V192L211 191V192H214ZM227 190V191H226ZM6 191V190H5ZM5 191H3V192H5ZM8 191V190H7ZM6 191V192H7ZM24 191V190H23ZM89 191V190H88ZM91 191V190H90ZM93 191V190H92ZM96 191V190H95ZM101 191V190H100ZM140 191V188L138 189V192ZM159 191V190H158ZM194 191H196V189L194 190ZM198 191V192H199ZM206 191V190H205ZM206 191V192H207ZM217 191V192H216ZM14 192V191H13ZM152 192H154V191H152ZM157 192V191H156ZM161 192V191H160ZM204 192V191H203ZM203 192H202V194H203ZM205 192V193H206ZM227 192H230V194L231 195H229V196H226V195H228V193ZM89 193H91V192H89ZM189 193H191V194H193V191H190ZM200 193V192H199ZM222 193V192H221ZM117 194V193H116ZM121 194V193H120ZM78 195V194H77ZM124 195V194H123ZM176 195V194H175ZM190 195V194H189ZM196 195V194H195ZM219 195V194H218ZM5 196H7L6 194H5ZM141 196V195H140ZM155 196V195H154ZM178 196V195H177ZM191 196V195H190ZM220 196V195H219ZM218 196V197H219ZM231 196V197H230ZM8 197V196H7ZM6 197V198H7ZM12 197V196H11ZM19 197V196H18ZM75 197V196H74ZM153 197V196H152ZM158 197V196H157ZM193 197V196H192ZM198 197V196H197ZM211 197V198H212ZM224 197V198H225ZM230 197V198H229ZM10 198V197H9ZM105 198V197H104ZM127 198H129V197H127ZM131 198V197H130ZM137 198H138V196H137ZM141 198V197H140ZM139 198V199H140ZM156 198V197H155ZM174 198V197H173ZM196 198V196H194V200H196L195 199ZM210 198V199H211ZM215 198H217V196L215 197ZM219 198H223V197H219ZM219 198H217L218 199V201H219ZM77 199V198H76ZM154 199V198H153ZM191 199V198H190ZM202 199V198H201ZM213 199V198H212ZM2 200V199H1ZM7 201H8V198L6 199ZM15 200V199H14ZM74 200V199H73ZM133 200V199H132ZM135 201H136V199H134ZM144 200V199H143ZM142 200V198L139 200L141 203L142 202H144ZM146 200V199H145ZM155 200V199H154ZM204 200V199H203ZM206 200V199H205ZM205 200H204V202H205ZM231 200V199H230ZM233 200H231V201H233ZM11 201H13L12 199L11 200H9L8 202H11ZM80 201V200H79ZM88 201V200H87ZM130 201V200H129ZM138 201V200H137ZM138 201V202H139ZM148 201V200H147ZM162 201V200H161ZM200 201V200H199ZM207 201V200H206ZM236 201V200H235ZM69 202V201H68ZM83 201H81V205L80 204H78L79 205V207H78V209H80V206L81 207H83L82 206V203ZM132 202H134V201H132ZM139 202V203H140ZM172 202V201H171ZM202 202V201H201ZM203 202V203H204ZM220 202H222V201H220ZM234 202V201H233ZM71 202H69L68 204H69V206L71 205L70 204ZM74 203H75V201H74ZM172 203H174V202H172ZM184 203V202H183ZM189 203V201L187 202V204ZM199 203V202H198ZM214 203V202H213ZM13 204V203H12ZM160 204H161V202H160ZM169 204V203H168ZM191 204V203H190ZM190 204H189V206H190ZM215 204V203H214ZM218 204V203H217ZM220 204V203H219ZM232 204V203H231ZM239 204H237V205H239ZM63 205H65V203H63L62 204V206ZM125 205V204H124ZM127 205H128V203H127ZM134 205H136L135 203H134ZM141 205V204H140ZM151 205V204H150ZM154 205V204H153ZM166 205V204H165ZM170 205V204H169ZM172 205V204H171ZM194 205V204H193ZM249 205H251L250 207H249ZM62 206H60V207H62ZM69 206H68V208H69ZM72 206V205H71ZM168 206V205H167ZM174 206V205H173ZM183 206H185V203L181 206V207H183ZM186 206H188V205H186ZM192 206V205H191ZM217 205H215V207H216ZM75 207V206H74ZM140 207V206H139ZM142 207V206H141ZM180 207V206H179ZM236 207V206H235ZM249 207V208H248ZM59 208V207H58ZM56 209L55 211H58L59 209ZM66 208V207H65ZM171 208V207H170ZM55 209V208H54ZM62 209H64V208H62ZM78 209H77V211H78ZM186 209H188V208H186ZM223 209V208H222ZM225 209V208H224ZM223 209V210H224ZM229 209H233L232 207H229L228 209L226 208V210H224V211H222L223 212V215H222V212H221V215H218L219 214V212H218V214H217V219H215V220H218L219 222L216 224V226H218V227H216L215 225L213 226L211 223L210 224H208V222H203L202 221V225H204V227L205 226H207L208 227V225H210V226H212V227H214V228H212V229H217V230H215V231H217L216 232V237H218V240L217 241H219L220 239H228L229 241H231V242H229V244H228V249H230V250H232V251H234L235 252V254H237V253H239V255L240 256H243L242 254H243V252L241 253V251H245L246 253L247 252H250V250L252 249V248H245V247H247V245L249 244L247 241V239H249L248 237L250 236L249 235V231H248V229H249V225L247 224V222H244L243 221V219L241 218H238V217H236L235 215H233V212H230V211H232V210H230L229 211ZM65 210V209H64ZM67 210V209H66ZM142 210V209H141ZM178 210V209H177ZM183 210V209H182ZM233 210H236L237 211V209H233ZM61 211H63V210H61ZM80 211H81V209H80ZM169 211V210H168ZM65 213H66V211H65ZM77 212H75V215H77L76 214ZM82 213V212H81ZM156 213V212H155ZM154 213V216L156 217V219L154 218V220H152L151 221V223L148 225V223H147V225H146V227H144V225L142 224V226L141 227H138V228H134V227H136V226H134L133 227V225L131 224V226L129 227L127 224H129L130 222L131 223H134L135 221H129V219H127V221H129L128 223H125V222H127V221H125L126 220V217H125V219L124 220H120L119 221V225H127V226H125L124 228H120L123 232H124V234L125 233H130L131 234V236H130V238H129V241L131 240V242H133V243H135V245L137 246V247H134L133 246V248L131 249V251L134 249V248H139L140 247V249H141V246H145L146 245V243H148V240H149V242L150 241H152L151 243L154 245V247H156V248H159V249H156V248H154L153 246H151V245H149L150 246V248L152 247V248H154V253H153V258H152V256H150L152 259H153V261H152V259H150V257H149V260L150 261H152V262H155L156 264H157V262L159 261V258L161 257V255H166L165 254V251H168L169 252V250H171V249H169V250H165L164 251V253L162 254V251L164 250V249H168V247H166V245L165 244H167L168 243V241L170 240H168L166 237L169 235V234H173L174 235V230H173V227L171 228V225L172 226H174V223L172 222V224L170 225V223H169V221H167L166 219L167 218H169L168 217V213H166V214H168V215H165V211H164V213L162 212V213H159L160 214V216H161V222H160V218H158V217H160V216H158L159 214H155ZM201 213V212H200ZM217 213V212H216ZM237 213V212H236ZM249 213V214H250ZM150 214V213H149ZM235 214V213H234ZM244 214H245V212H244ZM51 215H54V211L52 212V213H50V216ZM157 215V216H156ZM207 215V214H206ZM49 216V217H50ZM81 216V215H80ZM172 216H174V215H171L170 214V217H172ZM208 216V215H207ZM4 217V216H3ZM52 217V216H51ZM73 218H74V216H73ZM72 218V219H73ZM164 218V220H162ZM174 218V217H173ZM213 218V217H212ZM135 219V218H134ZM133 219V220H134ZM170 219H172V218H170ZM2 220V219H1ZM131 220V219H130ZM166 220V221H165ZM214 220V219H213ZM162 221H164L163 222V224L165 223V222H167L168 223V225H167V227L169 226L170 227V229H168V231H167V233H166V231H165V229L163 228V227H161V223H162ZM72 222V221H71ZM136 223V222H135ZM159 223H160V226H159ZM206 223L208 224V225H206ZM116 224V223H115ZM200 225H201V223H199ZM198 224V226H200ZM135 225V224H134ZM193 225V224H192ZM159 226V227H158ZM189 226H190V224H189ZM209 226V227H210ZM123 227V226H122ZM131 227H133V228H131ZM157 227H158V229H157ZM168 227V228H169ZM192 227H194V226H191V228ZM195 228V227H194ZM198 230H200L199 232L201 233V232H203V230L205 231V229H208V228H206L205 227V229H200L201 227H196ZM117 229V228H116ZM156 229V230H155ZM210 229V228H209ZM113 230V229H112ZM159 230V233L158 232H155V231H158ZM162 230V231H161ZM191 230V229H190ZM198 230H197V232H198ZM202 230V231H201ZM161 231V232H160ZM193 231V230H192ZM206 231H208V230H206ZM120 232V231H119ZM165 232V233H164ZM189 232V231H188ZM211 233V231H208V233ZM121 233V232H120ZM155 233H157V234H155ZM165 234V236L164 237H160V238H158L159 237V235H161V234ZM208 233H206V234H208ZM212 233H213V231H212ZM110 234V233H109ZM171 234V235H172ZM171 235L170 236H168V237H171ZM215 235V234H214ZM213 235V236H214ZM126 236V235H125ZM161 236H163V235H161ZM188 236V235H187ZM190 236H191V234H190ZM206 236V235H205ZM210 236V235H209ZM172 237H174V236H172ZM172 237H171V239H172ZM179 237V236H178ZM192 237V236H191ZM124 238V237H123ZM208 238H210V237H208ZM220 238V239H219ZM174 239V238H173ZM172 239V240H173ZM194 239V238H193ZM214 239H217V238H214ZM122 240V239H121ZM156 240V242H154ZM204 240V239H203ZM207 240H209V239H207ZM193 241V240H192ZM192 241H191V243H192ZM200 241V240H199ZM201 241H202V239H201ZM205 241H206V239H205ZM210 241V240H209ZM212 241V240H211ZM116 241H114V242H111L110 241V239L108 238V245H110V246H112V245H114V244H116L115 243ZM187 242V241H186ZM195 242V241H194ZM203 242V241H202ZM213 243H214V241H212ZM216 242V241H215ZM150 243V244H151ZM170 243V242H169ZM173 243V242H172ZM189 243V242H188ZM187 243V244H188ZM221 243H222V241H221ZM248 243V244H247ZM158 245V247H157V245ZM121 245V244H120ZM132 245H134V244H132ZM160 245V246H159ZM172 245V244H171ZM203 245V244H202ZM124 246V245H123ZM147 246V245H146ZM145 246V247H146ZM174 246V245H173ZM115 247H116V245H115ZM115 247H111V248H108V250L109 251H107V252H105L104 254H103V257L105 258V256H106V259H108V260H119V261H117L118 263H121V264H123L125 261H127L128 259H125V258H122V257H124V254H126L125 256L126 257H128L129 255H130V257L131 256H133V257H141V255L139 254V253H141V254H143L142 256L144 257H148V256H146V255H144V252H145V250L143 251V249L145 248H143L141 251L142 252H138V254L137 253H133V252H136V250L134 249L132 252L129 250L128 252H125L124 250H123V252H125V253H123V252H121V248H119L118 246V248L116 249ZM127 247H129V246H127ZM172 246H170V248H171ZM189 247V246H188ZM196 247V246H195ZM250 247V246H249ZM123 248V247H122ZM125 248V247H124ZM131 247H129V249H130ZM149 248V247H148ZM149 248V249H150ZM191 248V247H190ZM223 248V247H222ZM225 248V247H224ZM254 248V247H253ZM140 249H138V250H140ZM146 249H147V247H146ZM172 249H174V248H172ZM194 249H196V248H194ZM151 250H153V249H151ZM201 250V249H200ZM202 250H204V249H202ZM104 251V250H103ZM147 251H148V249H147ZM172 251V250H171ZM244 252V253H245ZM123 253V254H122ZM148 253H150L151 254V252H148ZM147 253V254H148ZM171 253V252H170ZM170 253H169V255H170ZM172 253H174V252H172ZM137 254V255H136ZM203 254V253H202ZM168 255V256H169ZM172 255V254H171ZM199 255V254H198ZM238 255V254H237ZM155 256H157V258L155 257ZM197 256V255H196ZM201 256V255H200ZM199 256V257H200ZM206 256V255H205ZM155 257V258H154ZM244 257V256H243ZM242 257V258H243ZM165 258V257H164ZM166 258H167V255H166ZM170 258V257H169ZM173 258V257H172ZM171 258V259H172ZM202 258H206V257H203L202 256ZM207 258H208V256H207ZM241 258V259H242ZM122 259H124V261L122 260ZM161 259H162V257H161ZM191 259V258H190ZM238 259H240V258H238ZM246 259H247V257H246ZM251 259V258H250ZM107 260V261H108ZM112 260V261H113ZM148 260V261H149ZM203 260V259H202ZM249 260V259H248ZM247 260V261H248ZM258 260V259H257ZM252 261V260H251ZM160 262V261H159ZM170 262H171V260H170ZM204 262V261H203ZM243 263L242 264H244V263H247L246 261L244 262V261H242ZM249 262V264H250V261H248ZM260 263V262H262V261H257V263ZM197 264H198V262H196ZM124 264H126V263H124ZM152 264V263H151ZM161 264H164V263H161ZM168 264V263H167ZM208 264V263H207ZM262 264H264V263H262Z\"/></svg>", "mask_w": 264, "mask_h": 264}, {"label": "snow or ice", "instance_id": "3", "mask_svg": "<svg viewBox=\"0 0 264 264\" xmlns=\"http://www.w3.org/2000/svg\"><path fill=\"white\" fill-rule=\"evenodd\" d=\"M9 210V206L5 205L3 202H0V218H3L4 214Z\"/></svg>", "mask_w": 264, "mask_h": 264}]
</instances>
